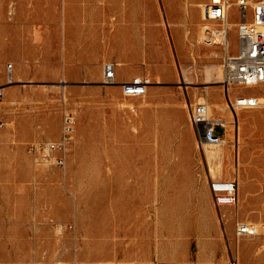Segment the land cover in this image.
<instances>
[{
  "label": "rangeland",
  "instance_id": "374dc122",
  "mask_svg": "<svg viewBox=\"0 0 264 264\" xmlns=\"http://www.w3.org/2000/svg\"><path fill=\"white\" fill-rule=\"evenodd\" d=\"M118 1L0 0V264H264V84L225 93L223 41L206 43L203 28L177 50L172 33L189 31L192 0H148L146 20L130 9L149 39L121 46L111 38ZM97 5L107 14L95 23ZM105 61L118 63L119 79L144 75L148 93L128 98L103 85ZM239 94L262 104L232 114L227 100ZM197 102L215 119L239 118L222 174L238 181L236 206L214 205L213 167L188 116ZM66 115L73 130L60 166L39 145L60 138Z\"/></svg>",
  "mask_w": 264,
  "mask_h": 264
},
{
  "label": "built area",
  "instance_id": "2783aa9c",
  "mask_svg": "<svg viewBox=\"0 0 264 264\" xmlns=\"http://www.w3.org/2000/svg\"><path fill=\"white\" fill-rule=\"evenodd\" d=\"M237 13L234 25L225 26L220 22L221 12ZM202 19L204 29L208 33L211 30V22H217L220 28L215 29L226 35L222 42V69L223 84H231L234 87H254L264 84V0H209L202 5ZM236 30V42H231V33ZM14 67L8 66V83L14 82ZM101 83L118 85L124 97H139L148 93L150 80L143 75L134 76L129 80L118 81L117 64L113 61H105L101 68ZM5 86H0V100L4 97ZM261 100L250 94H239L236 100H227V107L232 113L240 109L255 108L260 106ZM188 116L192 127L196 130L201 144H220L225 137L217 134L220 127L226 131L227 127L222 119H215L209 115L208 104L197 102L188 104ZM73 130V120L66 115L62 124L60 138L39 145L44 157L58 153L55 162L64 166L66 152ZM209 189L213 196L214 205L236 206L239 202V185L236 179H213L209 181ZM94 264H115L110 261H99ZM155 264H219L207 261H182V262H157Z\"/></svg>",
  "mask_w": 264,
  "mask_h": 264
},
{
  "label": "crops",
  "instance_id": "0c3cea01",
  "mask_svg": "<svg viewBox=\"0 0 264 264\" xmlns=\"http://www.w3.org/2000/svg\"><path fill=\"white\" fill-rule=\"evenodd\" d=\"M207 1H209V0H192L191 5H192L193 10H194V12H193L194 18H193V21L191 24L188 22V23H186V26H185L186 29L188 27L190 28L189 31L188 32H186V31H174L172 33L173 40L178 42L176 45L178 51L184 50V44H183L184 41L198 37L200 35L201 29L203 28L204 23H205L202 19V12H201L200 6L203 5L204 3H206ZM165 5H166V8H173L174 7V5H172L171 3H168V2ZM178 5H180V7L183 10H185L186 4L184 3V1L178 2ZM100 6L101 5H97L93 8V9H95V10H93L94 14L95 15L98 14V16H96V17L94 16L95 23H97L98 19H100L101 17L102 18L105 17L107 14L106 10L103 13L97 11L98 9L102 8ZM149 6H150V2L148 0L147 1H144V0L136 1L135 4L132 3L131 6H129V4L127 3L126 0H119L117 3V7H116L117 9H116L115 17H114V21H113V26L115 27V30L113 31L111 38H113L114 40H118V41L126 40V41H130V42H135V41L139 42V41H143V40H148L149 37L144 36V34L148 35L149 28L147 26H143V24L141 26H139V25L135 24V22H129V15H131L130 11L136 7V9L142 10V11H140V12L138 11L136 13L137 16L141 20H146L149 17V15L146 14V12L143 11V9L144 8L148 9ZM103 7L105 8V7H109V6H106L104 4ZM124 8L128 9L129 12H127L128 16L126 18V21H121L120 19H122V18L119 16L120 15L119 9H124ZM117 15L119 17V21L116 20ZM124 15H126V14L124 13ZM202 23H203V26H202ZM125 27L127 28V32H124ZM105 29H106V27H102V30L105 31ZM129 50L131 53V57H133L135 55V53L137 52L138 47L135 46L134 43H131L129 46ZM134 73H135V71L133 69H129V70H127V73H126V79H124V80L119 79L120 78V70L118 68V63H117V78H118L119 82L131 79L132 77H134L133 76ZM217 128H220V127H217ZM226 133H227V129H226V131L224 130V133H222V134H224L226 136ZM206 152H207V150L204 149V156H205V158H208L209 163H210V167H213L212 170L210 168V171H211L210 176H212L213 178L219 177V178L223 179L222 178L223 173L217 172L215 167L211 164L209 157L206 155ZM238 198H239V195H238ZM146 264H151V263H146Z\"/></svg>",
  "mask_w": 264,
  "mask_h": 264
},
{
  "label": "bare ground",
  "instance_id": "6f19581e",
  "mask_svg": "<svg viewBox=\"0 0 264 264\" xmlns=\"http://www.w3.org/2000/svg\"><path fill=\"white\" fill-rule=\"evenodd\" d=\"M119 12H120V17L123 19H120L121 21H126V18H127V12H129L128 9L124 8V9H119ZM124 13L126 15H124ZM96 17L98 16L93 14L91 15V17ZM185 16V15H184ZM116 20L119 21V17L117 15L116 17ZM220 22H224V25L225 26H232L231 24H234V20H232V18H230V12H221L220 13ZM203 25V23H202ZM89 30L93 31V32H96L95 28L93 26H89L88 27ZM203 30H204V36H203V40L206 41V43H209V44H218L220 41H225L226 39V35L224 33H221L217 30H213V32L211 33H208L207 31H205L204 27H203ZM210 34V35H208ZM124 43L121 44V46L125 45V42H127L126 40H120ZM201 41V40H199ZM198 41V42H199ZM213 53V52H212ZM183 72V71H182ZM185 79V78H184ZM187 81V80H186ZM188 82V81H187ZM183 83V81H182ZM181 83V84H182ZM191 84V82H189ZM179 84V83H178ZM199 87V85H198ZM223 88L225 91V93L229 94L231 92V84H223ZM260 98V97H259ZM237 99V96L231 98L229 97L228 100H236ZM261 99V98H260ZM263 99V98H262ZM203 101V100H202ZM264 101V99H263ZM208 104V111H209V115L212 116L213 115V112H212V107L209 103ZM264 104V103H263ZM225 105V104H224ZM227 105V104H226ZM215 106V105H214ZM219 106V105H218ZM221 107V106H220ZM223 108V107H222ZM221 108V109H222ZM225 109V108H224ZM225 111V110H224ZM233 114V113H232ZM235 116V115H234ZM223 119V118H222ZM224 120V123L227 127V131H228V128L230 126V124H236V140H237V143H239V140H240V125H239V118L237 117V119L234 121H230V120H227V119H223ZM243 123V122H242ZM235 127V126H234ZM231 135V134H230ZM227 136H228V132L226 133V136L224 137L223 139V142H221L220 144H209V146H207L208 144L205 143V149L207 150L206 152V155L209 157L210 159V162L211 164L215 167V169L217 170V172L219 173H223V168H224V159H225V156H226V152H227V149L224 147L228 144V141H227ZM230 137V136H229ZM233 138V136H232ZM236 146V145H235ZM240 146V145H239ZM234 148V147H233ZM237 149H238V146H237ZM236 154V153H235ZM235 157V156H234ZM236 158V157H235ZM235 160V159H234ZM235 162V161H234ZM245 163V162H244ZM237 164V163H236ZM236 166V165H235ZM234 166V167H235ZM228 167V166H227ZM238 168V167H237ZM239 170V169H237ZM237 260V259H236ZM117 264H122V263H117ZM125 264V263H124ZM225 264V263H224ZM227 264V263H226ZM229 264V263H228ZM230 264H237V262H230Z\"/></svg>",
  "mask_w": 264,
  "mask_h": 264
}]
</instances>
